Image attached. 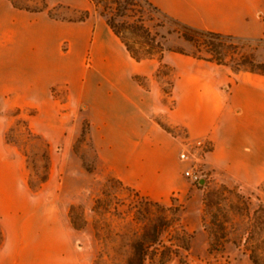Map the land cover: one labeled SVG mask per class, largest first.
<instances>
[{
    "label": "crops",
    "instance_id": "obj_1",
    "mask_svg": "<svg viewBox=\"0 0 264 264\" xmlns=\"http://www.w3.org/2000/svg\"><path fill=\"white\" fill-rule=\"evenodd\" d=\"M43 1L46 9L31 11L27 7L36 0H0V246L25 236L32 215L26 156L7 138L17 121L46 143L70 142L76 136L73 115L81 113L96 166L157 201L182 187L184 167L178 138H167L154 119L160 113L169 126L184 125L189 138L211 135L209 166L264 181L263 74L228 70L217 76L205 70L213 62L169 52L161 61H135L92 2ZM148 1L198 29L264 36L258 18L264 0ZM55 6L65 7L67 16L84 10L89 16H50ZM160 63L174 70L171 115L154 81ZM66 228L57 236L67 240ZM56 254L58 264L73 257L64 248Z\"/></svg>",
    "mask_w": 264,
    "mask_h": 264
},
{
    "label": "rangeland",
    "instance_id": "obj_2",
    "mask_svg": "<svg viewBox=\"0 0 264 264\" xmlns=\"http://www.w3.org/2000/svg\"><path fill=\"white\" fill-rule=\"evenodd\" d=\"M75 1L78 4L84 2ZM36 2L31 7L45 6L43 0ZM109 5L103 1L96 8L100 12L103 6ZM50 11L53 16L64 14L67 20H76L83 13L78 11L67 16L63 6H55ZM133 12L136 16H142L145 25L153 33L165 36L162 40L165 46L181 49L189 54L184 56L199 60L191 56L195 52L193 45L178 37L174 25L161 14L143 5H136ZM117 20H131V17ZM224 50L228 54L227 64L218 65L213 62L205 70L212 74L217 71V76L222 71L233 72L231 67L240 54L255 62H264V36L259 39L227 40ZM158 68L160 71L155 73L154 81L163 93L166 113L171 115L175 107L172 92L174 70L171 65L164 63H160ZM138 82L147 85L140 77ZM73 118L72 129L76 136L70 142L46 143L33 135L21 121H17L7 131V138L14 141L26 156L29 169L26 183L31 190L32 215L25 236L10 239L0 246V264H58L56 253L59 248H64L70 257L73 256L71 261L63 264H125L132 253L131 242L134 237L141 233L143 226L152 225L159 214L154 202L165 207L174 204L181 208V225L190 235L188 251L181 250L179 257H172L167 264H252L242 247L231 242L225 244L222 253L208 254L207 233L202 227L201 218L202 195L205 189L221 183L237 187L245 197L252 196L250 208L253 210L258 206L255 196L264 200V181L257 183L252 176L225 172L206 163L204 167L210 174L206 184H193L182 176L180 189L173 191L165 200H153L135 187L119 182L106 169L96 166L95 155L87 137V121L81 113H76ZM154 119L162 129V126L166 128L167 138L174 142V138H178V149L180 141L185 137L208 138L211 143L210 152L213 150L210 134L189 138L184 125L169 126L161 113ZM71 205L75 206L72 218L80 229L73 228L70 223L68 210ZM65 227L70 231L67 240L57 236ZM239 232L242 233V229Z\"/></svg>",
    "mask_w": 264,
    "mask_h": 264
},
{
    "label": "trees",
    "instance_id": "obj_3",
    "mask_svg": "<svg viewBox=\"0 0 264 264\" xmlns=\"http://www.w3.org/2000/svg\"><path fill=\"white\" fill-rule=\"evenodd\" d=\"M88 1L95 6L103 1L110 3L109 6H103L100 14L106 17L107 24L135 61L151 58L161 60L166 51L189 55L181 49L165 46L162 41L165 36L157 32L153 33L145 25L142 16L134 14L133 9L136 5L152 9L169 20L174 25L178 37L193 45L195 52L191 56L199 60L226 65L228 57L224 50L226 41L237 38L195 28L162 12L148 0ZM46 8V5L42 8L27 7L31 11H41ZM48 13L52 16L50 9ZM88 16L89 11L85 10L76 20L70 19V21H82ZM125 17H131V20L120 22L117 20ZM234 61L235 64L231 69L235 73L247 70L264 75V62H255L243 54L238 55L237 60ZM159 71L158 68L156 73ZM135 78L138 81V77ZM254 198L258 206L251 210L252 196L245 197L237 187H229L221 183L204 190L201 218L202 227L207 233L208 254L222 253L225 244L231 242L237 247H242L243 253L252 264H264V200L258 196ZM153 205L159 210V214L152 225L143 226L141 233L134 237L131 242L132 253L125 264H167L172 257H179L181 250L189 249L190 235L181 225V208L174 204L165 207L158 202H154ZM74 209V205L69 207L68 217L72 227L80 229L72 218ZM239 229H242V233Z\"/></svg>",
    "mask_w": 264,
    "mask_h": 264
},
{
    "label": "built area",
    "instance_id": "obj_4",
    "mask_svg": "<svg viewBox=\"0 0 264 264\" xmlns=\"http://www.w3.org/2000/svg\"><path fill=\"white\" fill-rule=\"evenodd\" d=\"M258 18L264 22V10L258 12ZM210 148L211 143L208 138L188 139L184 137L180 141L178 159L184 165L182 176L193 184L204 185L210 178L208 170L204 167Z\"/></svg>",
    "mask_w": 264,
    "mask_h": 264
},
{
    "label": "water",
    "instance_id": "obj_5",
    "mask_svg": "<svg viewBox=\"0 0 264 264\" xmlns=\"http://www.w3.org/2000/svg\"><path fill=\"white\" fill-rule=\"evenodd\" d=\"M201 184H203V182H201Z\"/></svg>",
    "mask_w": 264,
    "mask_h": 264
}]
</instances>
